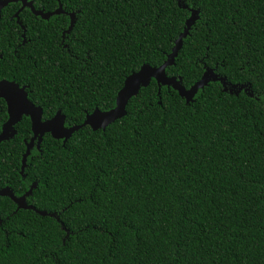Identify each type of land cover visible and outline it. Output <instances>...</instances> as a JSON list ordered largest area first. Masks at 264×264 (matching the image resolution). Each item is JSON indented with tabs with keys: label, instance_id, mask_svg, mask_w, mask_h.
<instances>
[{
	"label": "trees",
	"instance_id": "obj_1",
	"mask_svg": "<svg viewBox=\"0 0 264 264\" xmlns=\"http://www.w3.org/2000/svg\"><path fill=\"white\" fill-rule=\"evenodd\" d=\"M54 12L57 0H28ZM48 20L2 10L0 81L25 86L66 127L115 107L126 78L161 66L187 88L218 79L187 104L155 80L105 130L31 150V120L0 145V264H264V0H61ZM191 24L188 26L189 20ZM25 29V30H24ZM249 85L248 92H230ZM252 93V95H249ZM8 119L0 99V132Z\"/></svg>",
	"mask_w": 264,
	"mask_h": 264
},
{
	"label": "water",
	"instance_id": "obj_2",
	"mask_svg": "<svg viewBox=\"0 0 264 264\" xmlns=\"http://www.w3.org/2000/svg\"><path fill=\"white\" fill-rule=\"evenodd\" d=\"M57 1L59 2L58 9L55 10L54 12L45 13L43 11L36 10L34 6V2L32 1L0 0V21H1V16H2V10L4 8H6L8 5L12 3L21 2L22 6L19 9V11L15 14L18 24H20V21H19L20 13L24 9L29 8L35 16H39L44 20H48L50 17L54 15L68 14L71 18V22H72L71 25H73L75 14L66 13L63 9L61 0H57ZM191 21L193 20L192 19L189 20L188 26L191 24ZM186 34H187V30H185V33L179 37V39L176 42L175 47L173 48L172 53L168 56L167 60L164 63V64H167V67L164 68L165 77L160 80H157V79H153V80L157 82L159 86V91L163 86L172 88L179 93L181 98L186 100L187 104H191L192 102H194V98L198 94L199 90H203L206 86H208L210 81H216V80H221V79H218V76L213 71L207 70L204 73L200 81L195 83L191 88L187 89L182 84V81L180 79L176 77H169L167 75L166 69L175 64V60L180 50L182 49L183 39L185 38ZM0 58H2L1 54H0ZM143 66L146 69L148 66H151V65L145 64ZM153 68H156V67H153ZM137 72L138 71L132 73L126 78L123 88L119 91L116 97V105L114 108L118 109V111L112 112L114 108L108 111H101L99 109H95L93 113L86 115V120L84 121L83 124L68 128L66 127V124H65L66 116L63 115L62 112L59 110L55 116L58 118L59 121L62 122L61 126L64 129L63 133L53 132L52 130H50L49 125L47 123L48 120L46 121L43 120V109L41 107L36 106L32 101L29 100L27 88L25 86L21 87L19 84L12 82V81H8V80L0 81V86L2 85L5 86L4 90L0 91V99H3L6 102L8 116H9L7 122L3 125L2 131L0 133V145L1 143L8 141L15 136L16 134L15 127L21 121L23 117L30 118L33 137L31 138L29 142L26 141V153L23 156L22 170H21V174L24 175L25 169L27 167V159L31 154V150L35 147V145L39 149L40 145L43 142L44 137L47 134H50L55 140H62L63 143L65 144L73 136L74 133H76L77 131H79L80 129L86 126L91 127L93 131H97L101 129L105 130L109 125H111L115 121L124 118L127 114L126 108L128 106L129 101L133 97L138 96L141 89L147 88L152 82V80L144 81V83L139 84L138 88L134 89L131 86V82L136 78ZM221 82H223V84L225 85L224 81L221 80ZM12 83L23 88L24 92L26 93V98H27V101L29 102V107L27 111H21L19 107L17 106L15 97L12 96L9 91H7V85L12 84ZM249 88H250L249 85L248 86L247 85H241V86L235 85L231 88L230 92L236 93V94L240 93L243 90L245 92H248ZM249 95H252V93H249ZM117 116L119 117L113 120ZM33 189H34V186H32L30 190L27 193H25L23 196L18 197L15 195V193L10 188H5V189L0 190V197L10 198L17 205V210H33L42 216H46V212L39 211L33 205L28 204L27 199L29 196L32 195Z\"/></svg>",
	"mask_w": 264,
	"mask_h": 264
},
{
	"label": "snow or ice",
	"instance_id": "obj_3",
	"mask_svg": "<svg viewBox=\"0 0 264 264\" xmlns=\"http://www.w3.org/2000/svg\"><path fill=\"white\" fill-rule=\"evenodd\" d=\"M167 67V64L162 66H158L153 68L152 66H148L146 69L144 66L140 68V70L136 73V78L131 82V86L135 89L138 88L139 84L144 83V81H149L153 79H163L165 77L164 68ZM4 85L0 86V91L4 90ZM7 91L11 93L12 96L15 97L17 106L21 111H27L29 107V102L26 98V93L24 92L23 88L20 86L12 83L7 85ZM119 102V101H118ZM113 111H118V109L114 108ZM119 116L114 118L113 120L117 119ZM50 130L53 132L63 133L64 129L62 128V122L58 120L56 116L49 118L47 121Z\"/></svg>",
	"mask_w": 264,
	"mask_h": 264
},
{
	"label": "flooded vegetation",
	"instance_id": "obj_4",
	"mask_svg": "<svg viewBox=\"0 0 264 264\" xmlns=\"http://www.w3.org/2000/svg\"><path fill=\"white\" fill-rule=\"evenodd\" d=\"M21 4H22V3H21ZM6 105H7V104H6ZM7 113H8V111H7ZM8 118H9V116H8ZM7 120H8V119H7ZM6 122H7V121H6ZM6 122H5V123H6ZM2 127H3V126H2ZM1 131H2V130H1ZM0 133H1V132H0ZM35 144H36V143H35ZM35 146H36V145H35Z\"/></svg>",
	"mask_w": 264,
	"mask_h": 264
}]
</instances>
